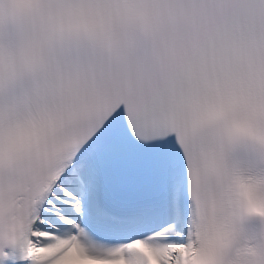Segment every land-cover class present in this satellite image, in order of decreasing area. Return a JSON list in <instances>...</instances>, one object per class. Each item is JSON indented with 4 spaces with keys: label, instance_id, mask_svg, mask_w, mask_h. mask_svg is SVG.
<instances>
[{
    "label": "snow or ice",
    "instance_id": "1",
    "mask_svg": "<svg viewBox=\"0 0 264 264\" xmlns=\"http://www.w3.org/2000/svg\"><path fill=\"white\" fill-rule=\"evenodd\" d=\"M0 264H264V0H0Z\"/></svg>",
    "mask_w": 264,
    "mask_h": 264
}]
</instances>
